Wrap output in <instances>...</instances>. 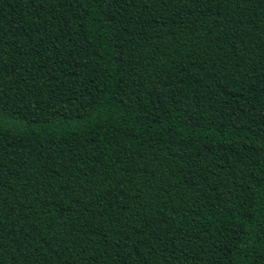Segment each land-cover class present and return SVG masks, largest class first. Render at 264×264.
Masks as SVG:
<instances>
[{
  "label": "trees",
  "instance_id": "1",
  "mask_svg": "<svg viewBox=\"0 0 264 264\" xmlns=\"http://www.w3.org/2000/svg\"><path fill=\"white\" fill-rule=\"evenodd\" d=\"M0 264H264V0H0Z\"/></svg>",
  "mask_w": 264,
  "mask_h": 264
}]
</instances>
